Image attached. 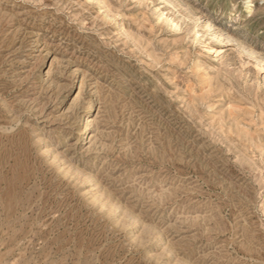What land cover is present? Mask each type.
Wrapping results in <instances>:
<instances>
[{"label": "rangeland", "instance_id": "obj_1", "mask_svg": "<svg viewBox=\"0 0 264 264\" xmlns=\"http://www.w3.org/2000/svg\"><path fill=\"white\" fill-rule=\"evenodd\" d=\"M0 264H264V0H0Z\"/></svg>", "mask_w": 264, "mask_h": 264}]
</instances>
